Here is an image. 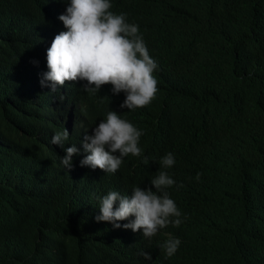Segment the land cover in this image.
<instances>
[{
  "label": "clouds",
  "instance_id": "clouds-1",
  "mask_svg": "<svg viewBox=\"0 0 264 264\" xmlns=\"http://www.w3.org/2000/svg\"><path fill=\"white\" fill-rule=\"evenodd\" d=\"M199 3L0 0V264H28L37 216L63 222L38 264L176 254L177 192L209 140L184 54Z\"/></svg>",
  "mask_w": 264,
  "mask_h": 264
},
{
  "label": "trees",
  "instance_id": "trees-1",
  "mask_svg": "<svg viewBox=\"0 0 264 264\" xmlns=\"http://www.w3.org/2000/svg\"><path fill=\"white\" fill-rule=\"evenodd\" d=\"M184 54L209 140L182 178L190 220L163 264H264V0H200ZM40 218L21 223L28 264L63 224L37 228Z\"/></svg>",
  "mask_w": 264,
  "mask_h": 264
}]
</instances>
